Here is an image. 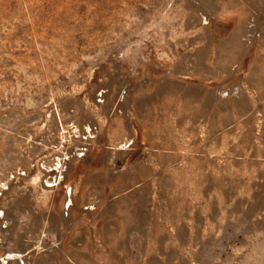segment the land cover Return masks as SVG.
Masks as SVG:
<instances>
[{
	"label": "rangeland",
	"instance_id": "1",
	"mask_svg": "<svg viewBox=\"0 0 264 264\" xmlns=\"http://www.w3.org/2000/svg\"><path fill=\"white\" fill-rule=\"evenodd\" d=\"M0 264H264V0H0Z\"/></svg>",
	"mask_w": 264,
	"mask_h": 264
},
{
	"label": "bare ground",
	"instance_id": "2",
	"mask_svg": "<svg viewBox=\"0 0 264 264\" xmlns=\"http://www.w3.org/2000/svg\"><path fill=\"white\" fill-rule=\"evenodd\" d=\"M59 177V176H58ZM61 178V177H60ZM57 180V179H56ZM72 204V199H71V188H68V186L65 187V200L63 205L66 208H69ZM65 208V209H66Z\"/></svg>",
	"mask_w": 264,
	"mask_h": 264
}]
</instances>
